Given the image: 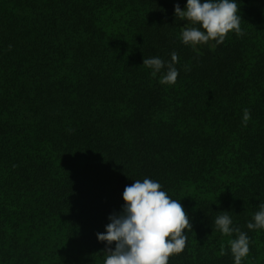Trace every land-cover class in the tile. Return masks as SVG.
I'll return each instance as SVG.
<instances>
[{"label":"trees","instance_id":"16d2710c","mask_svg":"<svg viewBox=\"0 0 264 264\" xmlns=\"http://www.w3.org/2000/svg\"><path fill=\"white\" fill-rule=\"evenodd\" d=\"M185 2L0 0V264H102L95 234L145 177L189 217L168 264H233L221 210L248 234L241 264H264L246 228L264 203V0H237L241 33L199 56ZM173 51L162 85L142 59Z\"/></svg>","mask_w":264,"mask_h":264},{"label":"clouds","instance_id":"9594fccd","mask_svg":"<svg viewBox=\"0 0 264 264\" xmlns=\"http://www.w3.org/2000/svg\"><path fill=\"white\" fill-rule=\"evenodd\" d=\"M174 16L187 23L180 33L181 42L193 49L199 56V45L214 41L219 44L230 31L240 34L241 15L237 0H186L183 7L173 5ZM214 46V45H213ZM175 51L165 61L153 56L142 59V65L159 74V83L174 84L178 69ZM188 70V66H184ZM242 124L250 119L247 108L242 110ZM123 201L119 212L107 216L104 230L95 234L98 242L105 243L102 264H168L173 254L185 248L186 232L191 230L189 217L180 200L173 199L163 190L159 181L145 177L133 180L121 193ZM216 229L224 235L235 238L228 241V251L233 264H241L249 253L247 232L233 226L228 211L221 210L213 221ZM248 230H264V203L257 206L251 219L246 222ZM113 247H108L112 245ZM221 254L224 250L221 249Z\"/></svg>","mask_w":264,"mask_h":264}]
</instances>
